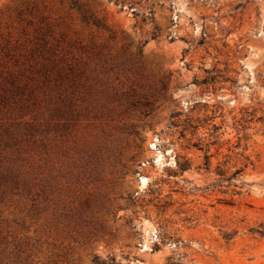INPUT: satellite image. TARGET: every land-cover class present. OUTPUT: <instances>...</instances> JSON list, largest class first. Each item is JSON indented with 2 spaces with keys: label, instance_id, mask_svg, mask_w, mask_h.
Masks as SVG:
<instances>
[{
  "label": "rangeland",
  "instance_id": "rangeland-1",
  "mask_svg": "<svg viewBox=\"0 0 264 264\" xmlns=\"http://www.w3.org/2000/svg\"><path fill=\"white\" fill-rule=\"evenodd\" d=\"M0 93V264H264V0H0Z\"/></svg>",
  "mask_w": 264,
  "mask_h": 264
},
{
  "label": "trees",
  "instance_id": "trees-1",
  "mask_svg": "<svg viewBox=\"0 0 264 264\" xmlns=\"http://www.w3.org/2000/svg\"><path fill=\"white\" fill-rule=\"evenodd\" d=\"M2 95H1V93H0V97H1ZM3 97V96H2ZM216 128V127H215ZM21 135V134H20ZM17 137H16V134H14L13 136H10L8 139H1L0 138V153H4V151H5V148L6 147H9V146H11V145H15V139H16ZM205 157H207L206 155H205ZM206 162H207V160H206ZM207 164V163H206ZM175 167H176V169L178 170V171H185V170H187V169H190V166H189V164L187 163V161L185 160V159H183V160H181V161H176V163H175ZM207 168V167H206ZM238 170L237 171H235L233 174H232V176H225L224 175V173H222L221 171H217V174H219L220 176H221V178H223V179H232L233 178V176H237L238 175ZM251 231H253V232H257V233H259V234H261L262 236H264V223H259V225L257 226V228L256 229H254V228H252L251 229Z\"/></svg>",
  "mask_w": 264,
  "mask_h": 264
}]
</instances>
